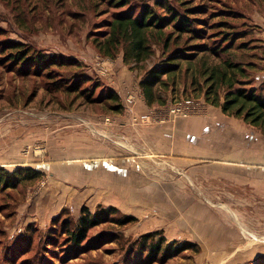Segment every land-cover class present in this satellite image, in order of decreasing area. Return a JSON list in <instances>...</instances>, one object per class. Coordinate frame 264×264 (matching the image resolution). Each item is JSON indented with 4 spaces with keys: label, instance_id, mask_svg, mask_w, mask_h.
Segmentation results:
<instances>
[{
    "label": "rangeland",
    "instance_id": "1",
    "mask_svg": "<svg viewBox=\"0 0 264 264\" xmlns=\"http://www.w3.org/2000/svg\"><path fill=\"white\" fill-rule=\"evenodd\" d=\"M120 1L0 0V169L12 174L0 184V264H264V129L208 104L191 72L159 89L165 105L149 106L140 83L170 54L163 43L139 66L95 45L119 13L166 16L161 2L203 30L171 53L225 48L206 61L246 67L248 88L264 96V0ZM12 42L68 65L28 73L9 62ZM74 82L93 99L64 89ZM189 100L196 112L172 114ZM86 214L97 224L74 244L67 230Z\"/></svg>",
    "mask_w": 264,
    "mask_h": 264
},
{
    "label": "trees",
    "instance_id": "2",
    "mask_svg": "<svg viewBox=\"0 0 264 264\" xmlns=\"http://www.w3.org/2000/svg\"><path fill=\"white\" fill-rule=\"evenodd\" d=\"M124 3V0L117 4ZM125 6V5H124ZM166 16L156 13L154 8L146 7L139 15L128 13H119L115 15L109 24V31L105 39H95V45L100 53L106 56H115L123 52V60L126 64L135 63L137 66L145 64L154 54V45L163 43L167 54L165 60L160 64L153 66L143 76L140 86L149 106L165 105L166 99L161 95L159 89L169 90L170 83L177 85L178 80L183 76V72H191L192 86L200 91H204L203 96L208 104L221 108L227 116L242 119L245 123L256 128L264 129V96L258 94L253 88H248L246 80L249 77L246 67L235 63L231 58L223 60L220 63L209 64L206 59L227 54L225 48L216 50L209 49L207 46L200 48V45H187L184 48H178L171 53L172 43L175 47L180 45V41L185 35L189 36V42L199 41L202 28H198V20L191 18L189 12L182 13L171 6L161 2ZM187 9H185L186 11ZM171 27L172 31L167 34V29ZM9 62L21 65L19 69H33L36 72L48 75L52 69H63L68 64L60 56H49L46 54L35 53L23 42H12L9 46ZM4 52V51H3ZM202 55V56H201ZM201 64V65H200ZM200 65V68H199ZM186 68V69H185ZM167 77L166 80L163 77ZM202 80V81H201ZM68 93H80L86 99L92 100L90 93L81 91L77 83L64 86ZM114 102H118L120 97L116 92L110 96ZM120 106H115L118 111ZM11 172L0 169V184L8 185ZM14 177L17 174L13 175ZM97 217H91L90 214L82 215L76 223L75 230L67 232L74 244H81L87 236L88 231L97 224ZM156 234H148L142 245L150 243L155 239ZM153 242V241H151ZM167 240L161 237L153 246L149 248V253H158L166 245ZM178 249V247H177ZM148 251V250H147ZM173 247L167 245L164 253H170Z\"/></svg>",
    "mask_w": 264,
    "mask_h": 264
},
{
    "label": "built area",
    "instance_id": "3",
    "mask_svg": "<svg viewBox=\"0 0 264 264\" xmlns=\"http://www.w3.org/2000/svg\"><path fill=\"white\" fill-rule=\"evenodd\" d=\"M138 99H140V95L137 89L129 92L126 96V102L128 105L134 104ZM197 103L194 100H189L186 102H179L171 108L172 114H180L182 116L188 117L189 115L196 112Z\"/></svg>",
    "mask_w": 264,
    "mask_h": 264
},
{
    "label": "bare ground",
    "instance_id": "4",
    "mask_svg": "<svg viewBox=\"0 0 264 264\" xmlns=\"http://www.w3.org/2000/svg\"><path fill=\"white\" fill-rule=\"evenodd\" d=\"M23 125V124H22ZM3 126V125H2ZM23 126H21V128H22ZM24 128V127H23ZM26 128V127H25ZM23 133V132H22ZM4 136V135H3ZM12 137V136H11ZM14 137V136H13ZM41 137V136H40ZM14 139V138H13ZM7 141V140H6ZM8 142V141H7ZM12 143H14V142H12ZM6 145V144H5ZM15 145V144H14ZM17 145V144H16ZM22 145V144H21ZM0 146H2V145H0ZM7 146V145H6ZM9 147V146H8ZM54 147V146H53ZM7 148V147H6ZM3 149V148H2ZM17 150H18V148H17ZM57 150V149H56ZM9 151V150H8ZM6 152V151H5ZM18 152V151H17ZM64 152V151H63ZM21 153V152H20ZM28 153V152H27ZM6 154V153H5ZM55 154V153H54ZM64 154V153H63ZM37 155V154H36ZM61 155V154H60ZM22 158H23V156H22ZM71 161V160H70ZM74 161V160H73ZM86 162H88V161H86ZM70 165H72V163H70ZM71 172V171H70ZM104 191V190H103Z\"/></svg>",
    "mask_w": 264,
    "mask_h": 264
},
{
    "label": "crops",
    "instance_id": "5",
    "mask_svg": "<svg viewBox=\"0 0 264 264\" xmlns=\"http://www.w3.org/2000/svg\"><path fill=\"white\" fill-rule=\"evenodd\" d=\"M224 115H225V114H224ZM225 121H227V120H225ZM229 122H230V121H229ZM87 163H88V162H86V164H84V167H86V168L89 167V163H88V164H87ZM246 163H247V164L252 163V162H251V159L249 158V159H248V162H246ZM261 165H262V163H261ZM90 168H91V167H90ZM90 168H88V169H90Z\"/></svg>",
    "mask_w": 264,
    "mask_h": 264
}]
</instances>
